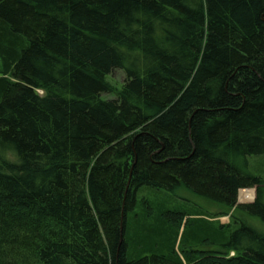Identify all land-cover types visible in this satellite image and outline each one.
<instances>
[{
    "label": "trees",
    "instance_id": "1",
    "mask_svg": "<svg viewBox=\"0 0 264 264\" xmlns=\"http://www.w3.org/2000/svg\"><path fill=\"white\" fill-rule=\"evenodd\" d=\"M263 165L264 0H0V264H264Z\"/></svg>",
    "mask_w": 264,
    "mask_h": 264
},
{
    "label": "rangeland",
    "instance_id": "2",
    "mask_svg": "<svg viewBox=\"0 0 264 264\" xmlns=\"http://www.w3.org/2000/svg\"><path fill=\"white\" fill-rule=\"evenodd\" d=\"M111 79H112V81L115 83V84H117V83H121L122 81H123V79H124V76H123V74H122V72H120V71H116V72H114L111 76ZM105 97H106V95H104ZM253 161V159L252 160H250V166L251 167H256L257 165H259V163H260V161H257V162H252ZM264 166V165H263ZM258 167V166H257ZM262 189H263V201H264V186H262ZM248 191H250L251 193H252V195H253V198H252V200H250V201H240L239 200V193H238V197H237V201L238 202H240L241 204H250V203H253L254 202V200H255V197H256V191H255V188H251V189H248ZM171 198H172V200L173 201H177L178 202V205L180 204V205H188V206H190L192 209H194V208H196V207H198V206H202V207H205V208H207V205L204 203V202H202L201 200H199V199H195V198H193L190 194H187V193H184V192H182V193H179L178 194V197H176V198H178V199H180V200H182V201H184V200H188L189 202H181V201H179V200H177V199H174L172 196H171ZM220 222L221 223H227L228 222V219L227 218H221L220 219Z\"/></svg>",
    "mask_w": 264,
    "mask_h": 264
}]
</instances>
